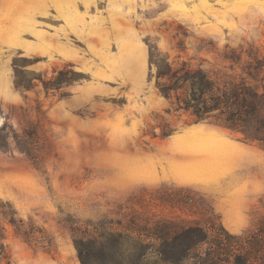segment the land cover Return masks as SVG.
<instances>
[{
  "label": "rangeland",
  "instance_id": "rangeland-1",
  "mask_svg": "<svg viewBox=\"0 0 264 264\" xmlns=\"http://www.w3.org/2000/svg\"><path fill=\"white\" fill-rule=\"evenodd\" d=\"M151 46L264 96V0H0V264H83L77 241L113 264L107 232L155 264L163 226L264 220V142L195 127L160 94Z\"/></svg>",
  "mask_w": 264,
  "mask_h": 264
},
{
  "label": "trees",
  "instance_id": "trees-1",
  "mask_svg": "<svg viewBox=\"0 0 264 264\" xmlns=\"http://www.w3.org/2000/svg\"><path fill=\"white\" fill-rule=\"evenodd\" d=\"M150 66L157 67V88L169 100L176 98L180 109L192 112L197 123L215 120L224 127L241 132L246 141L264 142V96L251 88L227 90L220 87L202 69H174L169 59L156 46L150 47ZM152 71V69H151ZM163 80V81H162ZM174 105V102L172 103ZM15 225V219H10ZM175 229L163 226L153 234L161 239L154 253L155 264H264V220L256 228L242 235L228 232L222 225L211 233L202 227L174 233ZM176 234V235H172ZM132 235L107 232L101 245L113 244V264H146L147 246L138 237L133 248L124 243ZM4 228L0 224V248L3 247ZM177 252L169 253V241ZM83 264L87 257L77 241ZM130 255L133 260L130 261ZM11 264V263H8Z\"/></svg>",
  "mask_w": 264,
  "mask_h": 264
},
{
  "label": "crops",
  "instance_id": "crops-1",
  "mask_svg": "<svg viewBox=\"0 0 264 264\" xmlns=\"http://www.w3.org/2000/svg\"><path fill=\"white\" fill-rule=\"evenodd\" d=\"M194 126H195V127L197 126V128L200 129L199 127H203L204 125L197 123V124H195ZM205 128H206V127H204L203 129H204V130H209V129H205ZM191 130H192V129H191ZM215 133L218 134V137L220 136V134H219L218 132L215 131ZM219 138L223 139V137H221V136H220ZM231 142H232V141H231Z\"/></svg>",
  "mask_w": 264,
  "mask_h": 264
}]
</instances>
